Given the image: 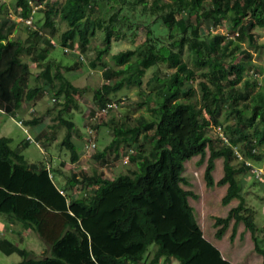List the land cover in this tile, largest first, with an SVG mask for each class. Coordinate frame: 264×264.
Segmentation results:
<instances>
[{
    "label": "trees",
    "instance_id": "trees-1",
    "mask_svg": "<svg viewBox=\"0 0 264 264\" xmlns=\"http://www.w3.org/2000/svg\"><path fill=\"white\" fill-rule=\"evenodd\" d=\"M43 1L40 24L34 20L38 11L34 2ZM137 8L156 14L141 13L139 17L145 18L138 19L134 13ZM7 12V4L0 0V109L14 115L24 104L30 106L42 95H52L60 105L55 123L45 129L40 117L21 121L35 129L34 141L39 145L40 139L53 137L56 126H64L66 132L60 143L69 151L72 162L79 158V147L73 139L81 133L74 130L71 113L79 107L76 94L82 90L64 73L53 71L50 58L42 63L31 84L29 62L23 59L25 55L30 61L41 59L38 44L43 33H55V17L67 24L59 37L60 46L66 49L76 41L85 51L96 31L103 33V44L96 47L95 59L89 61L91 67H96V60L109 50L113 36L129 32L143 46V53L138 55L139 45L111 55L117 68L105 67L107 81L93 89V100L100 109L110 111L112 104L122 100L115 95L118 91L143 84L147 70L159 63L174 69L167 80L153 72L146 81L152 90L143 104L155 98L156 105L147 106L148 113L125 126L114 121L110 141L94 153L100 159L107 151L117 155L123 145L135 147L129 158L137 168L114 178L86 169L67 174L62 170L65 161L53 168L45 163L30 168L23 154L11 147L12 139L0 135V213L34 230L47 244L46 254L36 256L32 249L0 238L3 252L21 256L13 264H158L162 258L168 261L173 257L178 264H232L202 235L189 203V197L197 195L181 185L185 182L184 161L196 154L204 157L207 149L205 183L213 185L214 159L222 156L224 172L217 181L227 183L222 201L239 198L225 216L215 217V236H222L231 218L233 232L242 221L264 264V246L255 236L254 211L244 203L237 170L230 163L236 135L248 141L243 151L247 159L258 155L254 149L264 145V89L247 77L254 66L252 51L241 46L245 42L259 54L264 52V40L253 33L255 27H264V0H58V4L56 0H14V12L21 22L30 19L27 25H33L24 39L10 36L18 22L6 16ZM224 19H229L231 34L213 32ZM164 32L170 38L176 34L173 45L186 43L193 62L204 67L198 82L199 97L187 84L195 78L194 69L188 67L179 50L159 43ZM45 43L46 56L54 45L50 39ZM77 66L79 63L66 68ZM219 106L226 107L225 120H234L224 125L223 132L228 135L225 142L221 135L213 139L207 132L209 127L223 123L216 116ZM217 139L222 143L217 145ZM145 142H149L147 154ZM241 166V170L249 167L246 163ZM53 174L65 176L64 181ZM77 185L82 192L74 189ZM89 188L88 194L85 190Z\"/></svg>",
    "mask_w": 264,
    "mask_h": 264
},
{
    "label": "rangeland",
    "instance_id": "rangeland-1",
    "mask_svg": "<svg viewBox=\"0 0 264 264\" xmlns=\"http://www.w3.org/2000/svg\"><path fill=\"white\" fill-rule=\"evenodd\" d=\"M1 1L7 4L8 12L6 16H9L11 19L18 22L10 36L24 39L30 31L28 27L33 28V25L28 26L27 24L29 23L27 21L24 22L25 20L21 22V17L17 16L14 12V0ZM148 1L150 2V0ZM56 2L58 4V0H56ZM34 5H38V9H36V11L38 10V13L35 11L36 14L34 16V20L37 19L41 24V12L39 9L42 5H45V3L44 1L41 3L34 2ZM134 13L138 19L145 18V16L139 17V14L141 13L147 14V16L148 13L156 14L155 11L150 12L148 10L145 12L144 10H141V8H137ZM148 18L150 17H147V19ZM55 21V33L52 36L48 32L43 33V38L38 44L40 49L38 56L41 59L30 61L27 55L23 56V59L29 62L31 84L34 81L36 74L42 68V63H45L46 59L50 58L53 61V71H60L64 73L74 85L78 86L82 90L80 91V94H76V97L79 100V107L71 113V118L75 123L74 130L77 129V132L79 131L81 133L80 137L75 135L73 139L79 147V158L75 162L70 161L69 151L60 143L66 132L64 126H56L54 128L53 137L48 141H42V139H40V145L34 140H30L25 145L20 144L21 142L24 143L28 134L36 139V131L31 125H25L22 122H18L19 119L25 120L33 116L40 117V125L43 126V128H48L49 124L55 123L56 120H54V116L60 108V105L56 104L52 95H48L47 93L39 97L38 100L30 106H24L20 112L14 115L8 114L0 109V135L9 136L12 139L10 142L11 147L18 149L29 164L45 163L48 167L53 168L59 166L61 161H65L62 170L67 174L70 171L76 172L80 169H86L89 173L96 171L107 177L114 178L122 172H128L130 169L137 168V163L135 161L132 162L129 158V153H132L135 150L133 145L121 146L117 155L111 151H107L105 156L100 159H96L94 157V153L102 150L110 141L112 137L111 126L114 121L117 122L119 126H125L127 123L134 122L140 114L148 113L146 108L147 106L154 107L156 105L155 98L150 100L149 103L143 104V102L146 101V95H148L152 90L146 84V81L154 71H157L159 78L167 80L169 73L174 70L173 67H167L165 63H159L158 65L148 69L143 78V84L130 85L118 91L115 95L121 97L122 100L117 102V104H112V109L110 111L104 110L99 116V113L97 112L100 108H98L93 100V89L107 81L103 74L105 67L117 68V65L113 63L111 55L121 49L136 48L139 43H137L134 38L128 34L129 32H127L126 35H121L119 37L113 36L109 50L102 55L101 60H96L98 63L96 67H91L89 65V61L95 59L96 47L103 44V33L100 30H97L96 34L90 38L85 51L80 49L79 44L76 41L72 47H68V49H66L60 46L59 37L60 33L67 28V24L59 17H55ZM38 25L39 24L35 25V27ZM229 27V19H224L223 22L214 27L212 31L216 33H223L224 35L231 34V32H229ZM253 33L257 36L258 40H264V27H255ZM166 35V32H164V34H160L161 42L159 43L161 45L166 44L175 51L179 50L188 67L194 69L195 78L188 80L187 84L192 85L194 89L193 95L195 97H199L198 82L199 79H202L200 72L203 71L204 67L196 65L193 62L192 56L188 52L186 43L180 47L173 45L172 41L175 36H177L176 34L172 38L167 37ZM48 39L51 40L54 48L49 47L48 53L46 52L45 56L44 48L47 47L45 41ZM241 46L248 47V49L252 51V61L254 66L249 70L247 77L256 80L258 87L264 89V52L259 54L254 48L247 46L245 42H241ZM64 49L69 51L67 52ZM136 49L137 55L140 54L139 52L143 53L142 45H139ZM79 55L83 56V58H79ZM137 55L133 56L130 60L133 61ZM239 58L240 53L237 55V59ZM225 59L227 62L229 57L226 56ZM74 63H79V66L76 68H66V66H70ZM236 86L239 87V83H237ZM209 106L212 107V104H209ZM31 108L34 110L32 111ZM225 109L226 107L219 106L218 112H216L218 119L223 121L222 125L217 126L216 128L211 126L207 130L208 134L211 135L213 139L220 137L221 135V139L224 138V142L225 139L228 138V135L223 132L224 125L226 122H234L233 118H229L228 121L224 119L226 113ZM112 117H115L114 120H112ZM89 122L92 125L88 124ZM89 130H91V132H89ZM249 131H251V129ZM90 138L94 142V146L86 148L85 142L90 140ZM235 140L236 142L232 144L234 154L230 163L237 170L236 179L238 180L240 188L239 191L244 203L247 206H251L254 211L256 224L255 236L264 246V145L261 148H256L254 150L255 154L258 152V155L252 159H247L244 156L243 151L248 141L240 139L238 135L235 136ZM141 141L143 142L144 140ZM217 142V145L222 143L221 141L219 142L218 139ZM145 143L146 150L144 153L147 154L149 142ZM208 155L209 150L207 149L204 157L196 154L184 161L182 175L185 182L181 183L184 188L192 190L197 195L195 198L190 196L189 203L194 209V215L202 231V235L204 236L205 234V236L211 238L213 241H216L227 257L237 264H243V262L247 261L249 258L251 264H262L261 254L258 256V252L253 248V242L250 245L249 234L251 232L249 229L245 228L242 221H239L234 226L233 232L234 219L231 218L223 233L224 237L222 236L220 240H216V226L214 225L215 217L225 216L232 207H235L238 204L239 198L233 197L227 203L222 201V197L225 195L227 190V183H217L218 179L222 177L224 172L222 156H218L214 159V167L212 169V176L214 180L213 185L209 186L205 183L204 171ZM246 161H250L251 165L241 170V165L246 163ZM251 168H258L260 176H255V174L251 171ZM53 175L59 181H64L65 179V176H61L59 174ZM74 189L77 192H82L83 190L79 185L75 186ZM86 191L89 194L91 190L89 188L86 189L85 192ZM0 215L4 214L0 213ZM17 223L20 224L19 221ZM20 229H22L21 226ZM11 235L19 246L34 249L33 251L36 256H43L46 254L47 244L34 230L28 229L26 233H13ZM152 246H155V244H151V247ZM248 248H251V252H248ZM20 259L21 256L16 252L5 253L0 249V264H13L18 262ZM158 264H178V260L174 257L168 261L162 258Z\"/></svg>",
    "mask_w": 264,
    "mask_h": 264
},
{
    "label": "crops",
    "instance_id": "crops-1",
    "mask_svg": "<svg viewBox=\"0 0 264 264\" xmlns=\"http://www.w3.org/2000/svg\"><path fill=\"white\" fill-rule=\"evenodd\" d=\"M26 107V104H24L23 105V107ZM18 221H16V220H13V219H11V218H9L8 216H6V215H0V238H5V239H7V240H9V241H11V242H13L14 244H16V245H18L15 241H14V238L12 237V235L11 234H13V233H16V234H23V233H26L27 232V230L29 229L30 230V228H24L23 227V225L21 224H19V223H17ZM20 226L22 227V229H20ZM26 229V230H25ZM203 234H204V232H203ZM204 236H205V234H204ZM222 236H223V234H222ZM222 236L221 237H217L216 238V240H220V238H222ZM206 237V239L207 240H209L213 245H215L219 250H220V252H221V254H222V256L224 257V258H226V259H228L232 264H237V263H235L234 261H232L231 259H229L228 257H227V255L222 251V249L219 247V244H217L216 243V241H213L211 238H209V237H207V236H205ZM224 237V236H223ZM215 239V238H214ZM249 242H250V245L252 244V242H253V240H252V237H251V233L249 234ZM19 246V245H18ZM248 247H250V246H248ZM253 248H254V246H253ZM251 248H248V252H251V250H250ZM32 250H34V249H32ZM44 251V250H43ZM256 255V254H255ZM260 254L258 253V256H259ZM257 256V255H256ZM244 261V260H243ZM243 264H251V262H250V258L247 260V261H245V262H243Z\"/></svg>",
    "mask_w": 264,
    "mask_h": 264
},
{
    "label": "built area",
    "instance_id": "built-area-1",
    "mask_svg": "<svg viewBox=\"0 0 264 264\" xmlns=\"http://www.w3.org/2000/svg\"><path fill=\"white\" fill-rule=\"evenodd\" d=\"M26 21H27L28 23H30V19H27ZM26 21H25V22H26ZM26 105H27V104H26ZM31 110L33 111L34 109L31 108ZM104 110H106V109L103 107V108H101L97 113L101 114V112L104 111ZM18 122H22L21 119H19ZM89 132H91V130H89ZM88 134H89V133H88ZM26 139H28V140H34V138H33L30 134L27 135ZM223 139H224V138H223ZM225 140L227 141V139H225ZM36 143H37V142H36ZM85 143H86V144H85V147H86V148H89L90 146H91V147L94 146V142L91 140V138H90V140H87ZM233 150H234V149H233ZM254 150H255V149H254ZM246 164L250 166V165H251V162H250V161H246ZM251 171L255 174V176H260V173H259V169H258V168H251Z\"/></svg>",
    "mask_w": 264,
    "mask_h": 264
},
{
    "label": "water",
    "instance_id": "water-1",
    "mask_svg": "<svg viewBox=\"0 0 264 264\" xmlns=\"http://www.w3.org/2000/svg\"><path fill=\"white\" fill-rule=\"evenodd\" d=\"M29 167H30V168H35V167H37V164L30 163V164H29Z\"/></svg>",
    "mask_w": 264,
    "mask_h": 264
}]
</instances>
